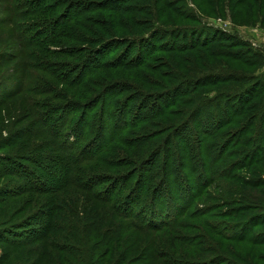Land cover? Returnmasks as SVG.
Listing matches in <instances>:
<instances>
[{
    "label": "rangeland",
    "instance_id": "374dc122",
    "mask_svg": "<svg viewBox=\"0 0 264 264\" xmlns=\"http://www.w3.org/2000/svg\"><path fill=\"white\" fill-rule=\"evenodd\" d=\"M76 1L78 0H49L43 3L44 6H40V8L45 7L44 10L46 11L41 10V12H38L40 14L33 15L36 6L32 0H0V173L4 170L1 169L3 165L9 166V162L7 161V157H9L20 164H12L11 168L16 169L17 167L18 170L22 169L21 172L23 171L29 175V177L27 175L24 176L29 181L32 180L35 184L37 183L34 181L36 179L42 180L43 184H46L48 176L45 171L48 170H52V173L59 177L60 174L54 168V164L49 162L48 159L59 154L56 146H54L55 139L51 136L59 129V123L70 115L69 113L71 111L68 107L72 105L75 106L73 107L74 110L76 108L79 109L68 117V126L62 130L63 134L59 135V145L65 146L66 148L74 140V135L80 126L77 125L79 120L83 119L81 121L83 124L86 121L90 122V120L96 119V116L93 115L94 107L89 116H84V112L88 113L89 108L96 101H102V99L103 101H110L112 97L114 99L113 101H120V105H116V113L110 119L108 115L110 109L105 106V108L102 107L105 104L102 105L100 103V105L95 106L97 108L96 110L99 111L97 127L78 146V149L82 147L85 150L87 153L85 154L86 156H90L101 149L112 133L117 131L118 127L115 121H117L120 115L123 117V115L128 113L132 97L136 94H142L143 98L141 99L142 101H139L140 105L136 103V105L133 104L131 106V111H134V117L139 116V114L141 115V117H137L135 120L142 119L144 113H151L160 107L167 108L168 111L176 108V113L173 115L169 113L168 116L162 117L163 119L161 120H153L154 118H152L146 124H142L137 128H130L129 131L131 132L125 136L129 143L128 141H125L126 143H116V141L113 144L111 143V146L115 145L114 149H111L106 154V158L110 160V163L90 159L78 164L77 155L75 156L74 162L77 163L78 167L86 170V173L90 176L89 184L98 185V183H101L97 188L95 187L98 191L112 192L115 188L113 185L115 181L135 170V167L131 166V163H134V161H142V164H144L147 158L153 157L163 145L169 143H172L171 147L169 146L172 153L179 150L176 147V141H174L175 133L179 127V130L183 134V146L189 142L188 146L193 147L190 149L191 153L187 157L186 165H181L178 168V170L183 171V175L188 174L187 168L193 165V161L190 160L199 161L196 144L200 141L198 137H200V132L203 129L201 122L206 120L212 124L219 117L218 114L224 118L226 112L229 110H218L217 107L226 102L227 95L237 94L241 91L243 92V90L245 92L247 87L249 88L253 83H257V80L264 82V0H150V6L153 7L154 12L157 11L155 18L158 17V19L153 18L156 27L160 26L161 29L164 28L165 30L171 31L172 29H177L175 28L176 26L179 28V26L183 25V27H192L196 32L195 37L199 33H202L200 37L202 41L214 35H222L225 40L235 42L227 44V47H222V52L225 50H233L238 55L234 56L229 54V57L216 56L212 58L216 59L214 63L219 62L216 65L219 68L217 70H220V73L223 72V74H220L219 80L228 79L229 74L233 70L238 75L247 74L248 78L251 79L243 83H240V81H222L221 83L213 84L212 75H214V72L212 69L204 67L203 64V67L197 64L196 68H194L195 70H190L196 71L193 74L194 78L197 77V74L210 73L208 74L210 75L209 78L205 76L201 81H196L200 83L198 87L194 82L191 83L192 80L186 76L183 78L176 77L177 75H184L182 68L188 70L193 65L184 62L179 67L176 64H173V67L170 64L166 66L167 64L165 65L164 63L173 58L165 56L162 53L157 54L158 58L156 57V60L151 62V64L153 63V68H155L152 71L156 74H153L150 71L151 69H145L146 73L153 77L151 83L153 82L154 84H147V88L142 87L143 85H141L140 79V87H132L136 89L128 92H122L123 89H128L131 85H128L130 81L122 77L124 74L118 72L120 75L113 76L112 74L114 73L107 71L111 75L109 76L105 73L107 69H101L103 72H98L90 78L95 83L99 81L100 86L91 84L87 88V84H84L85 89H83L80 86L76 87L73 84L64 82L65 75L69 72L66 69L72 71L78 69L77 71L79 72L81 65H84L86 61L82 55L75 57L66 55L67 50L72 46L76 48L82 46L78 42L80 37L77 36L78 31L82 30L81 25H74L73 36L71 34L68 35V30L64 36L58 38L56 43L48 41L44 43V47H37V44H35L36 35H38L39 39L48 38L46 33L48 32V27L52 26L50 21L54 23L57 20L64 19V22H66L69 18L76 15V12L72 9V7L78 4ZM107 1L115 3L113 2L115 0ZM48 3L56 4V8L58 9L47 11L46 6ZM133 3L140 4L138 0ZM167 3L171 5H167ZM165 6H173L175 10H167L162 17L161 11ZM143 8L148 9L149 6L145 8L144 5ZM68 9H72L69 13L70 16L63 18L65 10L67 11ZM27 11H30L31 14L29 16L23 15ZM182 11L193 13V17L197 19L195 21L186 19L185 15L181 14ZM95 17H98V15L96 14ZM149 17L150 13L137 16V18L141 19ZM33 23H36L37 26H33ZM183 27H180V29H183ZM24 29L33 30L24 34ZM146 32L150 34L151 30L148 29ZM188 34L190 37V31ZM33 39L35 40L31 44H27ZM24 41H26V44ZM74 42L76 44H73ZM93 46L89 45L90 50H92ZM61 49L63 51L62 53L51 57L54 54L53 51L60 52ZM105 50L106 48L103 51ZM242 51L246 55H252L251 53L248 54V51L254 52L253 55L257 56H253L252 60H256L257 64L250 66L246 62H242L244 61L242 58L245 55ZM223 53L228 54V52ZM121 54L122 50L117 48H113L108 53L110 59L114 58V61L123 58V54ZM87 69L86 71L89 72L90 67H87ZM105 74L108 76L104 77ZM100 75L105 80L98 78ZM132 76L134 77L135 74ZM71 77L72 74H70L69 79ZM86 80L88 79L86 78ZM158 80H164V85L161 86L155 82ZM101 81H104V84L108 85L109 88L106 89L107 86L104 88ZM111 83H123L121 86L122 90L120 87ZM175 83L180 84L179 90L176 89L167 98L159 100L165 92V88L162 87L172 86ZM237 86L238 88H236ZM102 90H105L104 96L100 95ZM176 95H178L177 98L180 101L178 105L174 104L175 106L172 105L173 107L166 106V101L170 102ZM235 97L237 95L234 96V100L232 98V101H229L228 104L230 107L233 104L236 106L235 103H237V100H235ZM258 99L259 101H264V91ZM143 100L144 104H147L150 109H141L140 106L144 105L143 103L141 104ZM44 102H49L57 106L60 104V110L57 111L56 106L52 109L45 108L42 106ZM202 102H207L209 105L208 108L202 111L198 117H195L194 122H190V119L193 117L191 115L192 112L197 110L199 104ZM212 103H214L213 109ZM222 107L225 106L222 105ZM212 112L214 113L213 116ZM233 112H235V108L232 109ZM261 112H263L262 115H257L255 119L260 121V127L264 134V109ZM133 115H128V122H132ZM247 115L246 112L240 113L235 116V122L222 128V134L225 136H233L226 134L227 129L233 131L234 136L237 134L235 132L238 131L240 133L239 130H241V136L240 134L236 136L232 141L234 143L233 148L230 147L226 155L219 160L217 169H212V178L216 171L220 172L228 168L230 165L236 163V159H239L238 157H234V154H229L232 149L249 151L250 146L253 144V141H246L252 136L251 132H246L247 129L246 131L242 130L246 124ZM37 117L43 123L45 132L35 137L21 135L31 130H37L38 127H36V124L39 123ZM260 117L261 120L259 119ZM197 126H200L198 129L200 132L197 131ZM255 127L256 124H254ZM144 136H146L145 138L149 142L147 145L141 143L134 144V140L143 142ZM90 141H94V143L92 142L91 144ZM207 141H212V143L216 141L218 147L223 140H220L219 136L218 138H208ZM121 162L124 163L120 164ZM260 176L264 177V174L260 173ZM216 177L214 178L215 181L206 190V193L199 199L196 206L197 210H205L204 212L207 213L206 216H184L182 220L184 225L177 230L161 228L160 230L153 229L157 231L140 232L130 228H122L119 231L120 233L109 235L111 236L110 241L107 240L104 242L100 240L102 236L100 235L99 229L88 226V229H86L87 227L83 229V226L81 230L86 234V241L81 243L74 238L70 239V236L74 232L68 234L69 236H65L68 230H64L63 228L60 232H57L60 236L57 234L56 236L58 238L56 236L54 237L58 240L59 244L66 246L65 249L59 250V248L54 249L50 246L46 248L50 249V253H45L41 256L35 251L28 253L30 252L29 248L34 247L32 245L16 247V245H10L0 240V264H264V226H259L262 221L261 218L256 217L258 220L250 228L253 236L252 241H231L221 235H215V232L212 230V228L217 227L216 224H221L219 225V228L221 227L220 229L228 226L227 232H222L223 235L231 233L229 227L234 225L232 224L234 222L221 215L227 212L225 203L235 199L236 195L233 192L240 190L235 179L228 177L226 179L219 178L218 175ZM99 178L101 179L99 180ZM104 178L107 179V182L103 180ZM176 178L177 173L176 175H171L170 179L167 177L165 180L168 184L163 186L161 188L162 190L159 191L158 199H156L157 210L164 209L163 206L165 204L161 203L167 204L168 200L171 205H174L172 208L181 205V199L174 195L170 196L168 194L169 190L163 189L166 186L174 188L176 186L174 183ZM23 179L21 175L16 173L14 176H0V189L10 183H18V189L20 186L24 188L30 185L28 180ZM189 179L191 180V173ZM49 181L52 183L51 179ZM194 191L196 192V188ZM13 194H10L9 198H5V203H0V229L8 228L9 230H15V226L21 225L24 221L31 220L34 216L39 217L40 221L48 215L53 216L55 204L57 202L60 203L64 199V201L70 200L73 202L75 211H71L69 215L77 220L79 225L84 222L88 224L95 222L94 219H90L91 215L94 216L95 214L90 213L92 207L95 209L104 206L109 207L108 205H102L97 199H93L90 194L88 195L86 191L79 188H70L59 192L21 191L19 194ZM138 197L139 194L135 193L130 201H137ZM141 205H148V203L143 201ZM215 207L219 208L212 212ZM196 209L192 210V212ZM64 212L63 215H65ZM58 213L57 210L55 212L56 217ZM172 215L174 216L175 213ZM59 221L64 226L68 225L67 221ZM116 223H123L125 225L126 222L121 219ZM255 223L257 224L256 227H254ZM38 225L42 229V224ZM119 234L121 235V239H118ZM185 239H192V242H188ZM255 239L258 241L253 242ZM262 240L263 243H260ZM213 241L219 245L217 250L213 249L216 246ZM63 243H66V245ZM97 244L98 247L96 248L95 245ZM80 247L86 248L82 249V252L79 250L81 249ZM93 251L94 253H92ZM89 255L92 256V260H90ZM81 259L84 260L79 261Z\"/></svg>",
    "mask_w": 264,
    "mask_h": 264
},
{
    "label": "trees",
    "instance_id": "16d2710c",
    "mask_svg": "<svg viewBox=\"0 0 264 264\" xmlns=\"http://www.w3.org/2000/svg\"><path fill=\"white\" fill-rule=\"evenodd\" d=\"M46 1L48 2L49 0H32V2H34V5L36 6V9L33 11V15L40 14L38 12H41V10L45 9V7L40 8V6H42L43 3ZM134 1L137 0H115L113 1L115 3H111L107 0H78L76 1V3L78 4L72 7L73 11L76 12V15L72 18H69V20L66 22H64V19L57 20L54 23L50 21L52 26L48 27L49 29L46 33L48 38L39 39L38 35H36L35 44H37V47H44V43H47L48 41L56 43L58 38L64 36L68 30V35L71 34V36H73L74 25H81L80 27L82 28V30H77V36L80 37V39L78 38V42L81 43L82 46L78 45L79 47L77 48L75 46H72L70 49L67 50L66 55L72 57L82 55L83 57H85L86 61L84 65H81V69L79 72L77 71L78 69L72 71L70 69L65 68L66 71L69 72L67 73V75H65L64 82L73 84L76 87L80 86V88L82 87L83 89H85L84 84H87V88L91 84H96L97 86H100L99 81L95 83V81H92V79L90 78L98 72H103L101 71V69H107L105 73H107L108 75L109 73L107 71H111L112 73H114L112 74L113 76L120 75L118 72L124 74V76L122 77L130 81L128 85H131L130 88L123 89L122 92H128L130 90L136 89L132 87L138 88L140 84V79L141 85H143L142 87L147 88V84L154 83H151V79L153 77H151L150 74L146 73L145 69H151L150 71L153 74H156L154 71H152L155 68H153V63L151 64V62L156 60V57L158 58L157 54L162 53L165 54V56L173 58L172 60H167L164 63L165 65L167 64L166 66H169L170 64L171 67H173V64H176V66L179 67L184 62L193 65L189 67L188 70L182 68V73H184V75H177L176 77L183 78L186 76L188 77V79L192 80L191 83L194 82L198 87L200 83L196 81H201L202 79H204L205 76H208L209 78L210 75L208 74L210 73L197 74V77L194 78L193 74H195L196 71L190 70H195L194 68H196L197 64H200V66H202L203 64L204 67L212 69V71L214 72V75H212V80L214 81L213 84H216L218 82L221 83L222 81H240V83H243L251 79L248 78L247 74L238 75V73H235L233 70V72L229 74L228 79L219 80L220 74H223V72L220 73V70H217L219 68L216 65L219 62L214 63L216 59L212 58L216 56L229 57V54L234 56L238 55V53H235V51L233 50L223 51L228 52V54L222 52V47H227V44L235 43L234 41H227L223 38L224 36L222 35H214L213 37L206 38L202 41V39L200 38L202 33H199L195 37V30L192 29V27H183V25L179 26V28L178 26H176L175 28L177 29H172L171 31L165 30L164 28L161 29L160 26L156 27L155 22H153V18H155V13L157 11L154 12L153 7L150 6V0H138L140 4H134ZM53 4L48 3V5L46 6V8L48 9L47 11H53L58 9L56 8V4ZM144 5L145 8L148 6L149 8L144 9ZM167 5L170 6L171 4L167 3ZM72 9H68L67 11L65 10L63 18H65V16H70L69 13L72 11ZM169 9L171 11L175 10L173 6H165L162 8L161 16L163 17L164 13H166ZM144 13H150V17L144 19L137 18V16L142 15ZM30 14V11L23 13V15L28 16ZM94 14H97L98 17H95ZM181 14H184L185 18L191 21H195L197 19L196 17H193V13L182 11ZM155 19H158V17ZM33 26H37V24L33 23ZM180 27H183V29H180ZM25 29L23 30L24 34L33 30ZM148 29L151 30L150 34H147L146 32ZM189 31L190 37L188 34ZM34 40L35 39L29 41L27 44H31ZM24 42L26 44V41ZM73 44H76V42H74ZM89 45H94L92 47V50H90ZM105 48L106 50L103 51ZM113 48L121 49L123 54L121 55L123 56V58H120L117 61H114V58L110 59L108 53L112 51ZM53 52L54 54L51 55V57L55 55L57 56L63 51L61 49L60 52ZM250 53L252 55H246L244 52L245 55L242 58V60L244 61L242 62H246L248 63V65L253 66L254 64H257V61H253L252 57L257 55H253L254 52L248 51V54ZM87 67H90L89 72L86 71L88 70ZM70 74H72L71 79H69ZM133 74H135L134 77L132 76ZM80 75L82 76L80 77ZM108 75L105 74L104 77H107ZM86 78L88 80H86ZM98 78L103 77L102 75H100ZM103 79L105 80V78ZM155 82H157L161 86L164 85V80H158ZM101 83L104 88L106 86V89L109 88L108 85L104 84V81H101ZM255 83H253L249 88L247 87V90L245 89V92L243 90V92L241 91L237 94H229L226 96V102L217 107L218 110H229L228 112H226V116L224 118H222L221 115L218 114L219 117L216 118V121L212 122V124H210L206 120H203L201 122L203 126L201 132L198 130L200 126H197L196 129L200 132V137H198L200 138V141L196 144L198 150L197 156L199 161L193 159L190 160L193 161V165L187 168L188 174L183 175V171L180 169L178 170V168H180L181 165H186L187 157H189L191 153L190 149L193 147L188 146L189 142H187L183 146V134L182 131L179 130L180 128L178 127V131L175 133L174 141H176V147L179 150H176V152L172 153V151L170 150L172 143H169L167 145H163L153 157L147 158L144 164H142V161H134V163H131V166L135 167V170L131 171L129 174H125L123 177L115 181V184L113 183L115 188L112 192L98 191L96 188L98 187V185H101V183H98V185L89 184L88 181L90 176L86 173V170H84L83 168L81 169V167H78L77 163L74 162L75 156L77 155L78 157V164H80V162H85L90 159L101 162L107 161L108 163H110V160H107L106 158V154L111 149H114L115 145L111 146V143L113 144L114 141H116V143H126L125 141H128V139H126L125 136L126 134L131 132L129 131L130 128H137L142 124H146L152 118H154L153 120H161L163 119L162 117L168 116L169 113L173 115L174 113H176L177 110L175 108L170 109L171 111H168L167 108L165 109L160 107L156 110H153L151 113H144V117L142 119L135 120L137 117H141V115L139 114V116L134 117V111H131V106L133 104L136 105V103H139V101H142L141 99L143 97L142 94L134 95L132 97V101L130 102V108L128 113L123 115V117L122 115H120L117 121H115L118 127L117 131L115 133H112L106 144L103 145L101 149L91 154L90 156H86L85 154L87 153L85 152V150H83L82 147L78 149V146L79 144H81V142L86 140L87 135L93 129H95V127H97V121L99 120V111L96 110L97 108L95 106L100 105V103L102 105L105 104L102 107H107L110 109V111L108 112L110 119L116 113L115 108L116 105H120V101H113V97L110 98V101H103V99L102 101H96V103L89 108L90 110L87 109L89 110L88 113L84 112V116H89V114L93 110L92 108L94 107L93 115L96 116V119H93L92 121L90 120V122L86 121L82 124L81 121H83V119L80 118L81 120H79L77 124L78 126L80 125V128H77L73 142L69 143L66 148L65 146L63 147L59 145L58 138L59 135L63 134L62 130L68 126V117L79 109L76 108L74 110L73 107L75 106L70 105L68 107L71 111V113H69L70 115L64 121H61V123H59V129L52 134L53 136H51L53 137V139H55L54 146H56V150L59 154L55 157H50L48 161L54 164L53 166L54 168H56L60 176L57 177L52 173V170H48L45 171L48 176V181H46V184H43V181L38 179L34 180L37 182L35 184L32 180L29 181V179L24 176L27 175L29 177L28 173L25 174L23 171L21 172L22 169L18 170L17 167L16 169L11 168L12 164H20L17 163V161H15L14 159L7 157L9 166L3 165V168L1 169L4 170H1L2 173H0V176H14V174L16 173L21 175L22 179L24 178L23 180H28L30 185H27L24 188L20 186V188L18 189V183L6 184L0 189V203H5V200L9 198L10 194H19L21 191L59 192L70 188H79L86 191L88 195L90 194L93 199H97V201L100 202L102 205H108L109 207L104 206L99 209H95L92 207V211L90 210V213L95 214L94 216L91 215L90 219H94L95 222L91 224L84 222L83 224L80 223L79 225L78 221L73 219L72 216L69 215L71 214V211H75L73 202L70 200L64 201L65 199L63 198L64 200H61L60 203L57 202L55 204V211L53 213V216L48 215L45 219L43 218L42 221H40L39 217L34 216L31 220L24 221L23 223H21V225L19 224L15 226V230H9L8 228L0 229V240L10 245H16V247L32 245L34 247L29 248L30 252L28 253H32L33 251H35L41 256L42 254L50 253V249H46L50 246L54 249H65L66 246L59 244L58 240L54 237L58 234L57 232H60L63 228L64 230H68L65 236H69L68 234L74 232V234L70 236V239L74 238L75 240L80 241L81 243L86 241V234L81 230L83 226V229H85L87 226L90 228L99 229L100 235L102 236L100 240L104 242L107 240L110 241L111 236L109 235H115L117 233H120L119 231L122 228H130L140 232H150V230L157 231L153 229L160 230L161 228L177 230L178 228L183 227L184 222H182V220L184 216H206L207 213L204 212L205 210H197L196 206L198 204L199 199L203 196V194L206 193V190L213 183V181H215L214 178L218 175L219 178L226 179L228 177L230 179H235L236 184H238L239 186L238 189L240 188V190H235V192H233V194L236 195L235 199H232L229 202L225 203L227 207V212L221 215L222 217L229 218L234 222L232 223L234 225L229 227L231 229V233H229L228 235H223L222 232L226 233L228 226H225V228L220 229L221 227L219 228V225L221 224H216L218 230L217 227L214 229L212 228V230L215 232V235H221L223 237H226V239H230L231 241H252L251 239H253V236L252 230L250 228H252V224L256 222V220H258V218L256 217L262 219L259 226H264V177L260 176V173L264 174V134L262 133L260 127V121L255 119L257 115H262L263 112L261 111L264 109V101H259L258 99L264 91V82H262L261 80H257V83ZM111 84H115V86L120 87V89L122 90L121 86L123 83ZM178 84L179 83H175L172 86H163L162 88H165V92L163 93V97L159 98V100L167 98L172 92L174 93L176 89L179 90L180 84ZM236 88H238V86ZM55 93H57V91H55ZM104 94L105 90H102L100 95L104 96ZM236 95V106L233 104L232 107H230L228 103L229 101H232V98L234 100V96ZM177 97L178 95H176L170 102L166 101V106H172L174 104L178 105L180 101H178ZM142 103L144 104V100L143 102H141V104ZM213 104L214 103H212V109ZM37 105L39 106L38 103ZM137 105H140V103ZM222 105L225 107L221 108ZM42 106L48 109H52L54 106H56L57 111L60 110V104L59 106H57L49 102H44ZM208 106L209 105L207 102L200 103L197 110H194L192 112L191 115H193V117L190 119V122H194L196 119L195 117H198L202 111L208 108ZM140 107L144 110L148 108L150 109L147 104L141 105ZM234 108L235 112L232 113V109ZM244 112H246L248 115L244 129L242 130L246 131L247 129L246 132H251L252 136H250V138L246 141H253V144L250 146L249 151H240L239 149H232L229 154H234V157H238L239 159H236V163L230 165L228 168L220 172L216 171L212 178V169H217L219 160L226 155L230 147L233 148L234 143H232V141L236 138L238 134L241 133V130H239L240 133H238L237 131L235 132L237 134L234 136V132L230 129H227L226 134L233 135L232 137H228L222 134V128L235 122V116ZM129 114L133 115L131 123L127 120ZM213 115L214 113L212 112V116ZM37 119L39 118L37 117ZM259 119L261 120V117ZM254 124H256L255 128ZM85 125L87 127L86 129ZM36 127H38L39 129L37 128V130H31L30 132L21 135H25L27 137H35L40 135L42 132H45L44 125L40 121V119L39 123L36 124ZM219 136L220 140L223 141H221V144L218 147L216 141L215 143H212V141H207L208 138H218ZM145 137L146 136H144L143 138V142H141L140 140L133 139L134 144L141 143L143 145H147L149 142ZM92 142L94 143V141ZM243 145L245 144L243 143ZM7 161L4 160L5 163H7ZM124 162H121L120 164ZM176 173L177 178L176 180H174L176 186L174 188L166 186L163 189L169 190L168 194L170 196L174 195L181 199V205L172 208L174 205H171L168 200L167 204L161 203L165 204L163 206L164 209L157 210L156 199H158L159 191L162 190L161 188L163 186L168 184V182L165 181L167 177H169L170 179V176L176 175ZM190 173L191 180L189 179ZM181 175L183 176V178ZM49 179L52 180V183L49 181ZM100 179L101 178H99V180ZM103 180L107 182L106 178H104ZM195 188L196 192L194 191ZM135 193L139 194L137 201H130V199ZM143 201H146L148 205H141ZM218 208L215 207L212 212H214ZM194 209L196 210L192 212V210ZM57 210L60 214L58 213L56 217L55 212ZM63 211H65V215H63ZM196 212H198V214H196ZM174 213L175 215L171 216V214ZM213 217H215V215H213ZM121 219L126 222L125 225L123 223H116L119 222V220ZM59 220L67 221L68 225L64 226L62 223H60ZM38 224H42V229L39 228L40 226ZM256 226L257 224L255 223L254 227ZM88 227L86 229H88ZM62 239L64 240V238ZM118 239H121L120 234L118 235ZM185 240H187L188 242H192V239ZM257 241L258 240L256 239L253 240V242ZM213 243L216 245L215 247H213V249L217 250L219 248L218 243L216 244L214 241ZM260 243H263V240ZM63 244L66 245V243ZM95 247L97 248L98 244L95 245ZM80 248L81 249L79 250L83 252L82 249L86 247ZM92 253H94V251ZM89 256L90 260H92V256ZM83 260L84 259H81L79 261ZM32 263H34V261H32Z\"/></svg>",
    "mask_w": 264,
    "mask_h": 264
}]
</instances>
